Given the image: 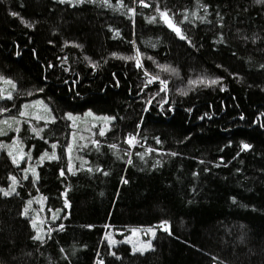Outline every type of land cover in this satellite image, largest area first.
I'll use <instances>...</instances> for the list:
<instances>
[{"label":"trees","instance_id":"trees-1","mask_svg":"<svg viewBox=\"0 0 264 264\" xmlns=\"http://www.w3.org/2000/svg\"><path fill=\"white\" fill-rule=\"evenodd\" d=\"M1 143L0 264H264V0H0Z\"/></svg>","mask_w":264,"mask_h":264},{"label":"rangeland","instance_id":"rangeland-1","mask_svg":"<svg viewBox=\"0 0 264 264\" xmlns=\"http://www.w3.org/2000/svg\"><path fill=\"white\" fill-rule=\"evenodd\" d=\"M37 102L39 103L40 101H37ZM30 108L31 107H29V109ZM29 109L26 108V110H29ZM34 111L38 112V110H34ZM21 115H23L26 118L28 117V115H24L22 113ZM33 117L36 122L41 120L40 118L36 116H33ZM28 125L31 126V123ZM29 139L30 137L28 136L27 140ZM14 144L18 148V151L16 152L17 161H22V159L26 155L24 149L22 148L23 145L22 143L17 142V141L14 142ZM0 149L9 150L2 143L0 144ZM33 159L36 160L35 158ZM39 161H40L39 159L36 160V162H39ZM26 164H27V161H26ZM164 227L165 226L162 225L161 228H164ZM156 231H157V227L155 225H131L127 227L124 230V232H122V229H119V228H115V229L111 228L110 230H108L106 234V238L110 243H117L121 241V242H125L129 244L132 250L145 251L153 246V239L155 237Z\"/></svg>","mask_w":264,"mask_h":264},{"label":"snow or ice","instance_id":"snow-or-ice-1","mask_svg":"<svg viewBox=\"0 0 264 264\" xmlns=\"http://www.w3.org/2000/svg\"><path fill=\"white\" fill-rule=\"evenodd\" d=\"M161 15L162 16H166V13H161ZM178 31V30H177ZM216 81H212V83H215ZM70 119H71V117H69ZM130 143L132 142L131 140L129 141ZM248 147V145H244V148L246 149ZM52 158H55L54 157V155H53V157ZM5 195H9V193L8 192H5L4 193ZM37 238H39V237H37Z\"/></svg>","mask_w":264,"mask_h":264}]
</instances>
